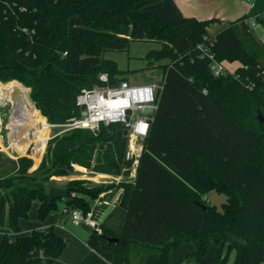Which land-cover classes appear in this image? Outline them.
<instances>
[{"label": "trees", "instance_id": "1", "mask_svg": "<svg viewBox=\"0 0 264 264\" xmlns=\"http://www.w3.org/2000/svg\"><path fill=\"white\" fill-rule=\"evenodd\" d=\"M245 19L209 35L213 19L185 17L173 0H0V82L17 80L28 87L30 100L50 121L80 116L76 95L98 84L99 73L106 72L111 85L126 79L105 51L126 49L136 39H157L159 47L145 57L165 60L157 109L142 139L133 182L73 179L65 185L74 186L68 199L48 203L50 178L70 174L73 165L128 174L132 159L125 156L127 136L120 123L51 138L38 167L44 141L36 139L31 152L23 154L30 157L1 169L16 168L0 177V225L7 220L10 230L19 232V221L28 217L34 200L40 221L58 209V200L86 213L89 200L121 187L118 203L125 217L120 231L93 229L78 264H131L135 245L157 253L156 264H168L182 241L194 243L186 260L196 264L209 241L219 246L210 264H227L232 248V264H264V46ZM253 21L264 28V14ZM205 37L213 40L216 59L237 60L248 69L236 67L238 77L230 72L214 76L208 60L198 57L196 45ZM31 157L36 168L29 171ZM212 190L226 195L221 210L203 198ZM226 243L230 248L223 256ZM65 247L53 225L14 239L5 233L0 264H51Z\"/></svg>", "mask_w": 264, "mask_h": 264}, {"label": "crops", "instance_id": "2", "mask_svg": "<svg viewBox=\"0 0 264 264\" xmlns=\"http://www.w3.org/2000/svg\"><path fill=\"white\" fill-rule=\"evenodd\" d=\"M175 5L180 10L181 14L185 17H194L199 20L213 19L208 27H212L208 34L214 35L222 28L226 27L230 22L237 20L241 16H245V22H247L251 27V32L253 37L264 46V28L259 23H255L253 18L256 15L264 14V0H173ZM184 9V10H183ZM261 36V39H259ZM159 47V46H158ZM157 47V48H158ZM226 66L230 69H234L240 65L237 60L234 61H224ZM116 63V62H115ZM124 77V76H123ZM162 75L159 81H161ZM127 79V78H126ZM128 80V79H127ZM1 117V116H0ZM2 118L0 124H2ZM3 123L4 120H3ZM6 127V126H5ZM4 127V129H5ZM5 141L0 144V155L3 158H8L17 162V159L25 155H16L15 152L8 151L7 145L10 135H7ZM0 135V141H1ZM3 145V146H2ZM4 147V150L2 149ZM142 150V140L133 144L127 139V149L126 152L129 153L128 159H132V164L128 169V174H106L99 172H92L86 170L85 167L80 165H73V171L67 176H58L59 179H67V182L73 179H84L90 182V184H119L121 182H133L136 173V167L138 163V158ZM125 152V156H126ZM32 159V158H31ZM34 165V161L32 162ZM29 168V171L34 170ZM16 170H12V173ZM78 176V177H77ZM115 181H114V180ZM112 180V181H111ZM66 182V183H67ZM66 183H57L55 186L64 187ZM122 189L119 188H109L106 191L101 192L98 197L89 200L90 203V223L80 220L75 221L71 215L62 213V209L65 208L64 201L59 200L62 203L58 206L57 210L49 213L44 221H40L37 217V208L39 202L34 200L30 207V215L32 216V221L25 222L24 228H21L19 221L20 231L13 232L10 230L7 220L4 221L3 225H0V240L2 236L6 233L10 239H14L17 236L27 235L34 228H45L53 225L55 232L60 235L66 243V247L63 252L56 258L51 264H78L82 257L88 252L89 248L87 245V238L93 229L100 230L104 228L112 233H118L122 227L125 208L118 203V197ZM58 205V201H57ZM76 210V209H73ZM80 210V209H77ZM28 212V214H29ZM70 223V226H69ZM186 244V245H184ZM218 246V245H217ZM195 248V245L191 241H182L177 248L173 249L169 254L168 264H185L184 261L190 251ZM219 248V247H218ZM217 248V250H218ZM137 253L136 256H140L142 252V257L140 256L136 264H156L157 263V253L147 251L146 246L135 245L132 248ZM131 251V252H132ZM131 254V253H130ZM211 262H208L210 264ZM199 264H207V260L200 262Z\"/></svg>", "mask_w": 264, "mask_h": 264}, {"label": "built area", "instance_id": "3", "mask_svg": "<svg viewBox=\"0 0 264 264\" xmlns=\"http://www.w3.org/2000/svg\"><path fill=\"white\" fill-rule=\"evenodd\" d=\"M20 10H24V7H20ZM212 45L213 40L205 37L204 42L196 45L198 57L208 60L209 70L214 76L229 72L234 74L236 68L230 69L224 60L215 58L211 50ZM239 66L248 69L247 65ZM234 76L238 77L235 74ZM98 81V84L91 88H83L76 95L75 104L81 110V114L69 118L68 127L96 131L101 124L120 123L129 142L136 144L142 140L148 133L153 113L157 109L156 99L162 86L161 81L131 83L127 79H122L111 85L106 72L98 74ZM145 109L148 111H144ZM129 153L126 152V157H129ZM62 213L71 215L75 221L83 220L90 223L89 211L83 213L81 210L63 208Z\"/></svg>", "mask_w": 264, "mask_h": 264}, {"label": "rangeland", "instance_id": "4", "mask_svg": "<svg viewBox=\"0 0 264 264\" xmlns=\"http://www.w3.org/2000/svg\"><path fill=\"white\" fill-rule=\"evenodd\" d=\"M208 28L210 31L212 27L210 26ZM259 39L262 40L261 36H259ZM159 43L160 42L157 39H155V40H152V39H136V40L131 41L126 49L105 51L104 57L115 61L117 64V67L121 71L124 72L122 75L125 78H127L131 83L159 82L160 76L162 75V68H161L160 64L165 63V60L156 61L153 59H151V60L147 59L145 57V54L147 53V51L150 49L157 48L159 46ZM11 81H13V80H11ZM11 81H8L7 83H9ZM15 81H17V80H15ZM0 84H2V82H0ZM3 84H6V82ZM21 85L23 87H25L23 84H21ZM25 88L28 89V94H29V88L28 87H25ZM29 100H30V98H29ZM30 102L33 103L31 100H30ZM33 106H34V104H33ZM40 115L43 116L42 114H40ZM0 116L5 122V123H3V120H2V124H0V135H1V139H2L0 141V144H1V142L3 144V142L6 139L5 138L6 132H5L4 127L7 126V124L9 123L8 121L10 119L9 118V107L6 104H0ZM1 118H0V121H1ZM44 118L46 121L45 124L34 123L31 120L29 123L26 121V122H24V125H22V130L24 131V133L26 134V136L28 137V140H29L27 142L28 144L26 143L23 147V151H24L23 154L27 150L28 151L31 150L32 146H30V144L32 141H34L36 139H42L44 141V143H43L44 151H43L41 159L38 162V164L36 165V167H38L43 156L45 155L48 141L51 138H53L55 136H61L62 134L66 133V132H70L73 129H77V128H69L68 127V125H67L68 120L71 117H69L66 120L61 121V122H53V121L48 120L46 117H44ZM30 130H32L31 136L29 133ZM8 134L9 133L7 132V135ZM2 149L4 150V147H2ZM32 162H33V159H32ZM12 165H13L12 160H10L8 158H3L0 155V177L6 176L8 174L7 171L2 172L3 170H1V169L12 166ZM32 167H34L33 164L31 165L30 168H32ZM35 168H33V169H35ZM86 170H88V169H86ZM64 176H67V175H64ZM66 182H67V179H59L58 176H52L50 178L51 185H55L57 183H66ZM203 198L207 204L214 205L218 210H221L222 204L226 201V195L222 192H217L215 190L208 192L206 195H204ZM62 203L63 202L58 200V206H61ZM30 221H32V216L30 215V212H29L28 217L22 219V222H20V225L22 224L21 228H24L25 222H30ZM69 226H70V223H69ZM184 245H186V244H184ZM218 247L219 246H217V244L215 242L209 241L204 255L202 256L201 260L197 264H199L202 261L204 263V261H206V260H207V264H208V262H211L212 259L217 254V251H218L217 248ZM142 253H144V255H142ZM142 253L140 254V256L141 255L145 256L146 253L145 252H142ZM136 254L137 253L133 249V251L130 254L131 264L137 263L140 256L138 257V256H136ZM234 255H235V249L232 248L228 253L227 264L233 263ZM184 263L185 264H196V263H194L193 260H185Z\"/></svg>", "mask_w": 264, "mask_h": 264}, {"label": "bare ground", "instance_id": "5", "mask_svg": "<svg viewBox=\"0 0 264 264\" xmlns=\"http://www.w3.org/2000/svg\"><path fill=\"white\" fill-rule=\"evenodd\" d=\"M9 103V123L7 131L10 135L8 151L16 152V155L23 154V147L29 141L22 130L24 122L45 124V118L40 115L28 97V89L23 87L18 81H11L0 84V104ZM1 118V117H0ZM28 144V143H27ZM3 146V145H2ZM78 177V176H77Z\"/></svg>", "mask_w": 264, "mask_h": 264}, {"label": "water", "instance_id": "6", "mask_svg": "<svg viewBox=\"0 0 264 264\" xmlns=\"http://www.w3.org/2000/svg\"><path fill=\"white\" fill-rule=\"evenodd\" d=\"M7 106H9V103H6ZM144 111H148V109H145ZM257 119L261 122H263V117L260 113V111H257ZM5 130H7V127H5ZM30 136L32 135V130H30ZM31 152V151H30ZM28 152L26 153L25 156H28L30 157L31 153ZM16 153V152H15ZM74 188V186H64V187H60V186H55V185H50L48 187V190H47V199H48V203H52V201L54 199H68L70 196H69V191L72 190ZM197 204L199 206H201L202 208H205L206 205L203 204L202 202H197ZM108 241L109 242H115L117 241V238L116 237H108ZM230 248V244L229 243H226L223 247V252H222V255L224 256L228 250Z\"/></svg>", "mask_w": 264, "mask_h": 264}]
</instances>
